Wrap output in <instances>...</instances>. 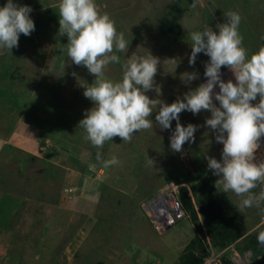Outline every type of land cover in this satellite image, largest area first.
Returning <instances> with one entry per match:
<instances>
[{
  "label": "rangeland",
  "instance_id": "obj_1",
  "mask_svg": "<svg viewBox=\"0 0 264 264\" xmlns=\"http://www.w3.org/2000/svg\"><path fill=\"white\" fill-rule=\"evenodd\" d=\"M13 2L31 7L35 30L30 36L21 34L19 46L11 52L0 50V72L11 69L0 74V88L23 92L29 98L27 106L35 123L26 120L28 111L24 109H3L7 101L0 97V193L7 189L19 197L14 209L2 201L0 216L10 214L6 222L12 232L2 233L0 225V264H177L185 246L200 230L187 214L158 231L150 217V203L159 197L158 193L173 188L180 192L181 186L191 189L189 181L168 180L171 174L181 175L184 170L197 176L199 167L215 187L219 177L208 169L206 157L221 159L223 144L217 143L215 133L205 126L211 113L202 110L197 115L189 111L180 114L185 127L189 123L199 126L195 142H186L182 152L170 148L176 121L171 129L161 130L156 125L155 111L149 117L153 127L134 134L131 142L114 137L102 149L93 147L78 125L85 110L94 106L83 95L81 85L91 84L95 77L67 57L68 38L58 36L59 0ZM95 2L98 11L115 22L117 32L124 34L129 45L127 53H117L120 63H110L104 69L105 77L121 81L123 65L133 54L157 57L160 62L154 84L160 92L158 95L154 88L145 94L167 104L206 82L205 63L210 58L200 53L195 65L189 64L191 32L205 26L218 31L216 25L227 22L224 13L233 11L242 18L239 32L249 56L264 46V0ZM6 3L0 0V7ZM165 24H170L172 30L164 31ZM185 72H198L199 79L185 84L180 78ZM221 77L225 82H235L226 66L221 68ZM214 91H219L218 85ZM213 101L218 104L215 94ZM258 102L259 96L252 103ZM61 131L66 135V151L59 140L49 136L54 134L59 139ZM36 146L40 151L37 155L33 153ZM98 151L101 161L96 159ZM112 156L119 163L104 167L102 161ZM149 158L153 164H149ZM90 165H95L94 169ZM215 191L225 211L239 216L249 232L264 224V202L259 208L254 205L241 209L243 197L216 187ZM259 191V187L252 190L255 194ZM198 216L204 228L200 211ZM64 220L68 224L60 227ZM48 225L52 234L46 231ZM217 252L234 264H257L253 253L240 243Z\"/></svg>",
  "mask_w": 264,
  "mask_h": 264
},
{
  "label": "clouds",
  "instance_id": "obj_2",
  "mask_svg": "<svg viewBox=\"0 0 264 264\" xmlns=\"http://www.w3.org/2000/svg\"><path fill=\"white\" fill-rule=\"evenodd\" d=\"M195 6V5H193ZM28 5L7 3L0 7V50L10 51L19 46L20 35L30 36L35 23L30 17ZM58 36H67V57L76 65L84 66L95 79L84 87L83 95L93 102L85 110V117L78 127L85 132L84 139L93 147L102 149L105 142L120 137L131 142L137 132L151 129L156 112V125L161 130L175 129L170 136V148L182 152L186 142H195L197 125L181 124L180 114L189 111L193 115L202 110L210 112L205 126L215 133L217 143L223 144L221 159L206 157L208 169L214 176L215 187L227 193L243 197L240 208H259L264 202V162L254 163V155L264 137V46L250 56L239 32L241 16L237 12L224 13L227 22L217 24L218 31L205 26L201 31L189 34L191 54L190 66H194L198 54L210 59L205 63V83L185 93L183 98L167 104L160 99H150L145 93L155 88L154 84L159 59L152 55L128 58L123 65L121 81L107 79L104 69L110 63H120V55L127 53L128 42L124 34L118 33L115 22L107 13L101 14L95 0H59ZM264 38V37H262ZM63 51V49H61ZM226 66L235 77V82L221 78V68ZM185 84L199 79L198 72H185L180 76ZM213 101V91L217 87ZM259 102L253 104L257 100ZM102 160L101 152L96 153ZM104 167L117 165L119 160L112 156L102 161ZM154 161L149 158V164ZM94 169L95 165H90ZM260 188L258 194L253 189ZM257 241L264 246V231Z\"/></svg>",
  "mask_w": 264,
  "mask_h": 264
},
{
  "label": "trees",
  "instance_id": "obj_3",
  "mask_svg": "<svg viewBox=\"0 0 264 264\" xmlns=\"http://www.w3.org/2000/svg\"><path fill=\"white\" fill-rule=\"evenodd\" d=\"M162 29L164 31L172 30L170 24L163 25ZM10 71L11 69L8 68L1 71L0 74L3 72L9 73ZM0 97L7 101L3 104V109H11L12 106L21 110L24 109L26 112L28 111L25 114L26 120L29 123H35L29 111L30 108L27 106L29 98L24 96L23 92L14 93L7 87H2L0 88ZM54 131L56 130L54 129ZM49 136H53L56 142L59 140L58 143H62L61 147L66 151L67 144L63 139L66 135L63 132L59 139L54 134ZM197 174V176H194L189 170H184L181 175L171 174L168 178V180L177 182H183V180L191 182V189L188 186H181L178 197L187 213L192 216L197 224L198 232L200 230V233L192 237L185 246L177 264H203L210 254L211 247L216 251H222L234 243H240L245 250H250L257 264H264V246L257 241L258 233L264 231V224L249 232L248 225L239 216L230 215L225 211L222 202L216 196L213 181L203 177V172L199 167L197 168ZM195 177L199 178L198 181L195 180ZM195 198L196 200H194ZM199 211L202 215L204 228L198 216ZM223 264L234 263L230 258L223 256Z\"/></svg>",
  "mask_w": 264,
  "mask_h": 264
},
{
  "label": "built area",
  "instance_id": "obj_4",
  "mask_svg": "<svg viewBox=\"0 0 264 264\" xmlns=\"http://www.w3.org/2000/svg\"><path fill=\"white\" fill-rule=\"evenodd\" d=\"M253 162L257 164L264 162V137H261L260 147L255 152ZM171 191L158 193L159 197L150 203L152 205L150 217L153 219V224L158 231L176 224L188 214L178 197L179 189L173 188ZM203 264H223L221 253L211 247L210 254Z\"/></svg>",
  "mask_w": 264,
  "mask_h": 264
},
{
  "label": "crops",
  "instance_id": "obj_5",
  "mask_svg": "<svg viewBox=\"0 0 264 264\" xmlns=\"http://www.w3.org/2000/svg\"><path fill=\"white\" fill-rule=\"evenodd\" d=\"M28 144L30 145L32 143H28ZM36 148H37V146L33 149V151H34L33 153H36V155H37V153L39 154L40 151L36 150ZM3 200L9 204V208L10 207L11 208L13 207V209H14L15 208L14 204H18V202H19V197L16 196L15 194H13V192H11L10 190L2 189L1 190V193H0V210L4 208V206L2 204V201ZM6 200H8V201H6ZM9 217H10V214L9 215H4L3 214L2 216H0V225H1V232L2 233L10 234L12 232V229H10V227H9V225H10L9 222H6V219H8ZM66 221L67 220H64L63 221V225H60V227L61 226H64V225H67L68 222H66ZM45 228H46V231L47 232H49L50 234H52L51 233V227L49 225L46 226ZM39 247H43V246H39ZM39 247H37V249H41Z\"/></svg>",
  "mask_w": 264,
  "mask_h": 264
},
{
  "label": "bare ground",
  "instance_id": "obj_6",
  "mask_svg": "<svg viewBox=\"0 0 264 264\" xmlns=\"http://www.w3.org/2000/svg\"><path fill=\"white\" fill-rule=\"evenodd\" d=\"M222 78V77H221ZM215 90V89H214ZM216 92L215 91H213V94H215Z\"/></svg>",
  "mask_w": 264,
  "mask_h": 264
}]
</instances>
